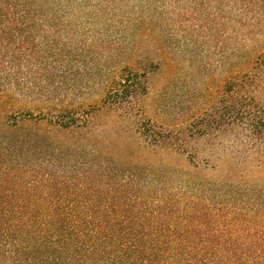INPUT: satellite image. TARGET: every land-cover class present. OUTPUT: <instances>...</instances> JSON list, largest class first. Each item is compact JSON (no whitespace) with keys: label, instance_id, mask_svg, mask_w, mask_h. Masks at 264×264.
Segmentation results:
<instances>
[{"label":"trees","instance_id":"1","mask_svg":"<svg viewBox=\"0 0 264 264\" xmlns=\"http://www.w3.org/2000/svg\"><path fill=\"white\" fill-rule=\"evenodd\" d=\"M179 33L221 38L227 91L245 89L264 58V0H0V264H264V193L174 188L92 136L98 115L139 118L146 141L199 167L190 140L233 123L194 118L162 135L141 121L152 65L139 45L156 35L172 53ZM90 91L97 101L78 103Z\"/></svg>","mask_w":264,"mask_h":264},{"label":"rangeland","instance_id":"2","mask_svg":"<svg viewBox=\"0 0 264 264\" xmlns=\"http://www.w3.org/2000/svg\"><path fill=\"white\" fill-rule=\"evenodd\" d=\"M162 40L164 37L152 35L138 48L141 65H152L146 74L148 93L143 99L141 121L155 124L162 135L185 128L186 121L194 118L208 117L233 124L226 126L223 137L212 134L190 140L188 149L199 152V167L190 164L186 152L179 153L166 143L154 146L146 141L138 130L139 118L119 120L116 113L98 115L92 136L133 154L153 171L167 172L174 188L183 181L201 180L208 185L226 182L251 187L255 196L264 193V58L253 68L255 77L245 89L227 91V55L221 38L216 42L203 35H188L185 40L179 33L172 42L180 46L172 53V46ZM232 50L229 60L236 65L235 47ZM169 56L173 62L167 59ZM239 71L233 66L236 77L241 76ZM93 92L85 94L78 103H95L98 96Z\"/></svg>","mask_w":264,"mask_h":264}]
</instances>
